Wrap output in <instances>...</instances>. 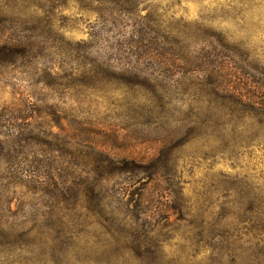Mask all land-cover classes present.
I'll list each match as a JSON object with an SVG mask.
<instances>
[{
  "label": "rangeland",
  "instance_id": "374dc122",
  "mask_svg": "<svg viewBox=\"0 0 264 264\" xmlns=\"http://www.w3.org/2000/svg\"><path fill=\"white\" fill-rule=\"evenodd\" d=\"M0 155V264H264V0H0Z\"/></svg>",
  "mask_w": 264,
  "mask_h": 264
},
{
  "label": "trees",
  "instance_id": "16d2710c",
  "mask_svg": "<svg viewBox=\"0 0 264 264\" xmlns=\"http://www.w3.org/2000/svg\"><path fill=\"white\" fill-rule=\"evenodd\" d=\"M1 152H2V150H1ZM0 156L2 157L3 155H0ZM1 169L2 168H0V171H1ZM39 179L43 182V183H41L42 186L46 185L47 187H50V185L52 183V179L48 175L46 177H43V178H41L39 176ZM1 217H2V215L0 214V225H1V219H2ZM3 221H4V219H3Z\"/></svg>",
  "mask_w": 264,
  "mask_h": 264
}]
</instances>
